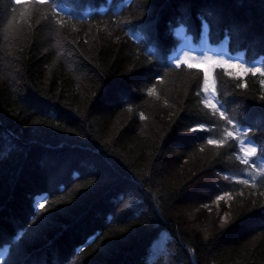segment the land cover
Listing matches in <instances>:
<instances>
[{
	"label": "trees",
	"instance_id": "trees-1",
	"mask_svg": "<svg viewBox=\"0 0 264 264\" xmlns=\"http://www.w3.org/2000/svg\"><path fill=\"white\" fill-rule=\"evenodd\" d=\"M262 72L264 0H0V264H264Z\"/></svg>",
	"mask_w": 264,
	"mask_h": 264
},
{
	"label": "snow or ice",
	"instance_id": "snow-or-ice-1",
	"mask_svg": "<svg viewBox=\"0 0 264 264\" xmlns=\"http://www.w3.org/2000/svg\"><path fill=\"white\" fill-rule=\"evenodd\" d=\"M17 2H19V0H17ZM38 3H41V4H44V3H48L49 0H37ZM52 2L54 3V0H52ZM185 56H187V53L184 54ZM205 61L209 60L210 58H207L205 57L204 58ZM175 65L176 67H179L180 66V63H181V60L180 59H177L175 62ZM183 63L187 64V66L189 68H192L194 67V65H192L191 63H189L187 60H184ZM216 63H218V65L221 67V68H224L226 65L223 61V58H218V60L216 61ZM227 67H237V64L236 63H230V64H227ZM240 67L244 69V71H248V72H252L253 74H255L256 72H260L261 69L259 67H245L243 64H240ZM262 75H264V72L261 73ZM207 79H208V76H207V72L204 73V76H203V80H204V91H207ZM155 93V89H150L149 90V95H153ZM199 95V93H197ZM204 103L207 104L209 103V101L206 99L204 100ZM223 105L221 104V107ZM213 107H215V105H213ZM220 116L221 117H224L225 119H227V122L229 124H232V120L231 119H228L227 117H225V114L223 111L220 112ZM228 136H232V133L229 132L228 133ZM245 138H246V143H247V146H248V151L245 153V155H251V156H254L256 154V148L255 147H252V144H253V141L251 140L250 137H247V134L245 133ZM209 144H217V143H221V141H216V140H212V139H209L207 141ZM240 144H245V140H241L239 141ZM261 152L264 153V145H261ZM244 163H248L247 160L244 161ZM227 179V177H225ZM242 183H248L247 180H244L242 181ZM219 199H224L223 196L219 197ZM45 203H47V201H45L44 203H40L39 204V208L43 209L45 207Z\"/></svg>",
	"mask_w": 264,
	"mask_h": 264
},
{
	"label": "rangeland",
	"instance_id": "rangeland-1",
	"mask_svg": "<svg viewBox=\"0 0 264 264\" xmlns=\"http://www.w3.org/2000/svg\"><path fill=\"white\" fill-rule=\"evenodd\" d=\"M194 48H196V49H197V48H198V44H195ZM222 53H223V52H222Z\"/></svg>",
	"mask_w": 264,
	"mask_h": 264
}]
</instances>
